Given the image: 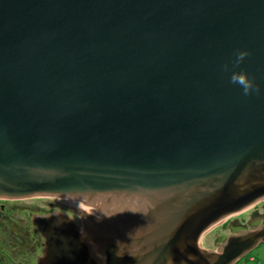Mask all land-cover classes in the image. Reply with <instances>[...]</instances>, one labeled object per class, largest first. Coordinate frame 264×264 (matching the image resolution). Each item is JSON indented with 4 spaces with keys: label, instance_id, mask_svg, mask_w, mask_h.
<instances>
[{
    "label": "water",
    "instance_id": "1",
    "mask_svg": "<svg viewBox=\"0 0 264 264\" xmlns=\"http://www.w3.org/2000/svg\"><path fill=\"white\" fill-rule=\"evenodd\" d=\"M30 196L82 219L35 215L32 264H235L264 242L238 219L205 236L264 199V0H0V199Z\"/></svg>",
    "mask_w": 264,
    "mask_h": 264
},
{
    "label": "flooded vegetation",
    "instance_id": "2",
    "mask_svg": "<svg viewBox=\"0 0 264 264\" xmlns=\"http://www.w3.org/2000/svg\"><path fill=\"white\" fill-rule=\"evenodd\" d=\"M18 199H0V256L7 257L10 264H32L36 262L43 247L40 229L35 222V215H42L49 211H21L18 205L12 207L7 201ZM25 209V207H23ZM90 213H93L90 212ZM44 241V240H43ZM42 252V248H41Z\"/></svg>",
    "mask_w": 264,
    "mask_h": 264
},
{
    "label": "rangeland",
    "instance_id": "3",
    "mask_svg": "<svg viewBox=\"0 0 264 264\" xmlns=\"http://www.w3.org/2000/svg\"><path fill=\"white\" fill-rule=\"evenodd\" d=\"M8 205L14 207L18 205L21 211L25 210H32V211H49V210H59L68 213L70 216H72L76 222L79 224H82V219L77 211V208L60 204L51 200H44L38 197H24V198H18V200L13 201H7ZM25 207V209L23 208ZM238 219L240 223H246L247 228H251L256 224L264 223V199L258 201L257 203L249 206L248 208L234 213L213 226H211L209 229L205 231V236L209 240H216L217 234L228 236L232 233L231 230L228 229V226L234 221ZM2 234V229L0 228V235ZM42 239V243H43ZM41 246H40V253L41 252ZM241 259V258H240ZM7 257L0 256V264H10V261L7 262ZM240 264H264V242L260 243L257 247L252 249L250 252H248L245 256H243V259L240 261Z\"/></svg>",
    "mask_w": 264,
    "mask_h": 264
},
{
    "label": "clouds",
    "instance_id": "4",
    "mask_svg": "<svg viewBox=\"0 0 264 264\" xmlns=\"http://www.w3.org/2000/svg\"><path fill=\"white\" fill-rule=\"evenodd\" d=\"M240 83H243L244 82V78L243 77H240ZM245 90H247V85H245Z\"/></svg>",
    "mask_w": 264,
    "mask_h": 264
},
{
    "label": "trees",
    "instance_id": "5",
    "mask_svg": "<svg viewBox=\"0 0 264 264\" xmlns=\"http://www.w3.org/2000/svg\"><path fill=\"white\" fill-rule=\"evenodd\" d=\"M243 259V257L241 259H239L235 264H240V261Z\"/></svg>",
    "mask_w": 264,
    "mask_h": 264
},
{
    "label": "bare ground",
    "instance_id": "6",
    "mask_svg": "<svg viewBox=\"0 0 264 264\" xmlns=\"http://www.w3.org/2000/svg\"><path fill=\"white\" fill-rule=\"evenodd\" d=\"M77 210H79V209H77Z\"/></svg>",
    "mask_w": 264,
    "mask_h": 264
}]
</instances>
